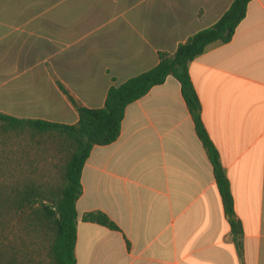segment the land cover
<instances>
[{
    "label": "crops",
    "instance_id": "obj_1",
    "mask_svg": "<svg viewBox=\"0 0 264 264\" xmlns=\"http://www.w3.org/2000/svg\"><path fill=\"white\" fill-rule=\"evenodd\" d=\"M232 0H0V111L64 123L158 62ZM229 180L240 251L180 82L168 75L94 144L76 200V264H264V0L188 65ZM101 209L118 225L85 220Z\"/></svg>",
    "mask_w": 264,
    "mask_h": 264
},
{
    "label": "trees",
    "instance_id": "obj_2",
    "mask_svg": "<svg viewBox=\"0 0 264 264\" xmlns=\"http://www.w3.org/2000/svg\"><path fill=\"white\" fill-rule=\"evenodd\" d=\"M248 1L232 0L215 22L190 34L174 51L158 50L155 65L119 84H111L101 106L79 104L58 81L78 110L76 122L18 117L0 111V134L28 133L36 142L44 144L43 151L51 148V155L58 159L52 163L58 171L53 175L49 173L46 178L27 176L12 185L0 180V264H76V200L81 193L83 164L94 144L110 143L118 137L127 104L163 82L168 75L180 82L195 130L213 165L223 209L240 251L242 224L234 211L229 180L217 148L202 120L201 102L188 65L210 43H223L232 37L245 15ZM3 143L7 140L2 139L1 145ZM82 218L118 228L101 209L85 211Z\"/></svg>",
    "mask_w": 264,
    "mask_h": 264
},
{
    "label": "rangeland",
    "instance_id": "obj_3",
    "mask_svg": "<svg viewBox=\"0 0 264 264\" xmlns=\"http://www.w3.org/2000/svg\"><path fill=\"white\" fill-rule=\"evenodd\" d=\"M8 136V137H7ZM7 143L1 145V140ZM43 143L32 139L28 133L20 135L0 134V180L8 185L27 176L46 178L58 169L53 162L58 160L51 155L52 149H41ZM50 171V172H49Z\"/></svg>",
    "mask_w": 264,
    "mask_h": 264
}]
</instances>
